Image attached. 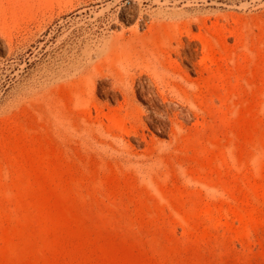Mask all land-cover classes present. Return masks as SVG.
I'll use <instances>...</instances> for the list:
<instances>
[{
    "label": "rangeland",
    "instance_id": "obj_1",
    "mask_svg": "<svg viewBox=\"0 0 264 264\" xmlns=\"http://www.w3.org/2000/svg\"><path fill=\"white\" fill-rule=\"evenodd\" d=\"M0 264H264V0H0Z\"/></svg>",
    "mask_w": 264,
    "mask_h": 264
}]
</instances>
